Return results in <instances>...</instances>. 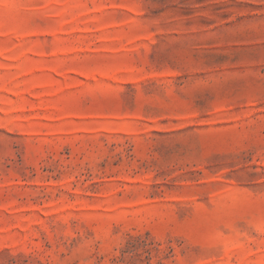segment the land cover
Listing matches in <instances>:
<instances>
[{"label": "rangeland", "instance_id": "rangeland-1", "mask_svg": "<svg viewBox=\"0 0 264 264\" xmlns=\"http://www.w3.org/2000/svg\"><path fill=\"white\" fill-rule=\"evenodd\" d=\"M0 264H264V0H0Z\"/></svg>", "mask_w": 264, "mask_h": 264}]
</instances>
